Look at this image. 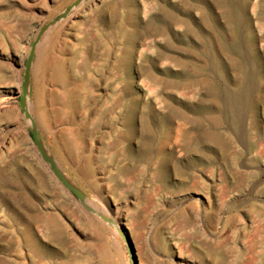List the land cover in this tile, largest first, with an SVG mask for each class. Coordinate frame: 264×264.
I'll return each mask as SVG.
<instances>
[{"label":"rangeland","instance_id":"374dc122","mask_svg":"<svg viewBox=\"0 0 264 264\" xmlns=\"http://www.w3.org/2000/svg\"><path fill=\"white\" fill-rule=\"evenodd\" d=\"M112 2L114 10L103 11ZM160 13L168 19L150 21ZM112 14L113 23L101 21ZM125 34L133 53L118 68ZM90 42L98 50L87 60ZM32 49L25 110L34 124L20 106ZM233 92L237 104L227 102ZM119 99L132 107L133 153L147 127L150 153L176 164L168 184L155 179L154 167L109 178L112 152L127 163L129 142L109 107ZM72 124L81 134L71 136L80 173L63 167L47 133L49 125L59 132ZM205 133L219 141L199 143ZM175 138L186 142L182 155ZM88 156L93 164L82 161ZM54 159L83 199L54 178ZM25 160L46 177V190ZM0 185L11 213L32 218L31 232L54 251L34 264H210L204 252L224 264H264V0H0ZM9 223L0 221V234Z\"/></svg>","mask_w":264,"mask_h":264},{"label":"bare ground","instance_id":"6f19581e","mask_svg":"<svg viewBox=\"0 0 264 264\" xmlns=\"http://www.w3.org/2000/svg\"><path fill=\"white\" fill-rule=\"evenodd\" d=\"M100 1V0H97ZM118 3H128L131 0H117ZM141 2H143V0H140ZM139 2V1H137ZM136 2V3H137ZM205 2V1H204ZM140 3V2H139ZM210 3V2H208ZM136 6V4H134ZM213 5V4H212ZM116 3L112 2L110 4H107L105 6H103V11L107 12L110 11L112 12L114 10V8L116 7ZM150 6V5H149ZM152 6V5H151ZM214 6V5H213ZM132 8V6H130ZM142 7V6H141ZM146 5L143 4V11L144 13H146ZM148 7V6H147ZM217 8V7H216ZM119 8L117 7V10ZM152 9V8H151ZM215 9V8H213ZM124 10V8H123ZM142 10V9H141ZM134 11V10H133ZM152 11V10H151ZM188 11V10H186ZM102 12V11H101ZM115 12L117 13L118 11L115 10ZM128 12V11H127ZM148 12V11H147ZM114 13V12H113ZM138 13H140L138 11ZM135 14V13H134ZM184 14V13H183ZM95 15V14H94ZM110 15V14H109ZM113 15V14H112ZM129 15V13H128ZM133 15V13H132ZM145 18L149 17V15L144 14ZM191 15V14H190ZM193 15V13H192ZM107 17L106 15H102L101 17V21L102 22H106L108 24H110L112 22V20H114V15L108 17L109 21L106 20ZM117 17V16H116ZM130 17V16H129ZM202 18V17H200ZM158 19H168V17L163 14L160 13L158 15H156L155 17L150 18L151 22H155ZM194 19V18H193ZM100 21V22H101ZM170 21V20H169ZM197 21V20H196ZM203 21V20H202ZM114 22V21H113ZM112 22V23H113ZM128 22V21H127ZM199 23V22H197ZM107 24V25H108ZM173 24V23H172ZM195 24V23H194ZM105 25V24H104ZM106 25V27H108ZM148 28V27H147ZM152 28V27H151ZM155 29V28H154ZM198 29V28H197ZM177 31H182V27L178 26L176 27ZM149 32V31H148ZM146 33V32H145ZM205 33V32H204ZM130 34V33H129ZM129 34H125L124 37V43L127 45V47L125 49H123V53L122 56L117 60V67L118 68H124L128 65L129 60L131 59V55L133 53L132 48L129 46L130 40V35ZM152 35V34H151ZM258 36V35H257ZM134 37V34H133ZM260 37V35H259ZM134 41V40H133ZM144 44V43H143ZM124 45V44H123ZM74 50L81 48V45H73ZM84 51L82 52L84 55V58H86L87 60L89 58H96V54H97V45L94 42H90L87 43L83 46ZM142 50V49H141ZM146 50V48L144 49ZM120 51V52H121ZM143 51V50H142ZM140 51V52H142ZM100 53V52H99ZM82 55V56H83ZM87 63V62H86ZM87 66V64H86ZM77 70V69H76ZM122 70V69H121ZM51 78V77H50ZM143 82V81H141ZM144 83V82H143ZM139 86V85H138ZM140 88V87H139ZM122 93V92H121ZM82 96V95H81ZM152 96V95H151ZM83 97V96H82ZM118 97V96H117ZM65 98V97H64ZM84 98V97H83ZM240 97L236 94V93H232L228 95V100L227 102L230 104H237V102L239 101ZM83 100V99H82ZM51 102V101H50ZM114 102V101H113ZM123 103V101H122ZM121 103V99H119L118 101H116L115 104H112L110 107V111L113 114V121H115V125L116 124H121L123 126V130L120 132V137L122 139H126L128 140L129 144L126 147V153L125 156L127 157V163L125 165H122L120 161H116L114 160V156H116V153L112 152L110 156V161L109 164L111 163L112 165V171H110V175L109 178L114 181L117 182L118 181V175L115 172H119L122 169L124 170L125 173L129 174V173H133L134 171H136L137 169H140L144 172L152 169L151 167L155 168V179L162 185H166L168 184L166 179L168 177V173L170 170H176V164H169L168 159L166 158V156L162 155L163 152H161L160 156H155L152 153H150V148L148 145V139L145 137V134H147L148 128L146 127L145 129L143 128L141 131V137L139 138L138 141V147H139V151L137 152V154H134L133 152V148H132V143L130 139H133L135 136V132L132 130V126H131V121H130V114L132 113V107L131 105L129 106H125L124 104ZM224 104V103H223ZM51 108V107H50ZM81 108V107H80ZM107 108V107H105ZM125 108V109H124ZM57 109V108H56ZM83 109V108H82ZM51 110V109H50ZM68 111V110H67ZM49 112V111H48ZM80 110L77 112L79 113ZM124 112V113H123ZM92 111H88V117H90L91 121H96L98 119V116L96 114H93ZM139 114V113H138ZM141 114V113H140ZM141 117V116H140ZM149 117V116H148ZM47 118V117H46ZM122 118V119H121ZM142 118V117H141ZM206 118V117H205ZM120 119L122 120L121 122ZM47 120V119H46ZM48 121V120H47ZM140 123V122H139ZM85 124V123H83ZM75 124H72L71 127H65L62 128V130L56 131L55 129H53L51 127V125H49V127L47 128V133L50 135L51 137V142L53 144V147L55 149V151L61 156L62 160H63V167L70 169L71 170V166L74 167V172H82V166L79 167H75V165L77 164L76 162H78L80 159L77 155V140L71 136H73L74 131H76V135L79 136V138L81 137L80 134V130H79V126L76 127V130L74 128ZM120 126V125H119ZM140 126V125H139ZM185 125L179 123L178 129L177 131H182V129L184 128ZM93 127V125H92ZM91 127V128H92ZM138 127V126H137ZM94 128V127H93ZM103 128V127H102ZM153 128V127H152ZM214 129V128H213ZM144 136V137H143ZM140 137V136H139ZM102 140V139H101ZM214 141V142H218V138L215 135H211V134H204L202 139L199 141V143L205 144L206 141ZM174 144L176 145L174 150L177 153H182L184 152V144L186 143L185 140L180 139V138H175L174 139ZM171 143V140H167V142L163 143V146L161 147V150H165L164 147ZM173 145V144H172ZM93 147V146H92ZM220 148L221 150L225 151V147L220 144ZM90 150V149H89ZM154 151V150H153ZM109 152V151H108ZM107 152V154H109ZM97 153V152H96ZM136 153V152H135ZM108 156V155H107ZM112 156V157H111ZM199 158V157H198ZM33 160V159H32ZM85 160H87L85 162ZM85 163H89V164H93L94 162L92 161V158L90 156L84 158L82 160ZM188 161V160H187ZM25 166L30 170L31 172V177L32 179L36 182L37 187L42 189V190H46L47 189V182H46V177L39 172L38 170H36L34 168V166L28 161H22ZM93 162V163H92ZM98 162H99V167H102V169H106L107 166L105 165L104 159L103 158H98ZM183 162V161H182ZM181 162V163H182ZM54 166H58V164L60 165L61 162L58 160L56 161L55 159L53 160ZM20 164V163H19ZM187 164V163H186ZM61 166V165H60ZM25 167V168H26ZM16 168V167H15ZM49 168V167H48ZM109 168V167H108ZM23 169V168H22ZM27 169V170H28ZM12 172H15V169H11ZM50 170V168L48 169ZM69 170V171H70ZM24 171V170H23ZM51 173L53 174L52 170H50ZM66 171V170H65ZM29 172V171H28ZM27 172V173H28ZM22 173V172H21ZM171 173V172H170ZM26 174V173H25ZM69 174V173H68ZM50 175V172H49ZM27 176V175H26ZM54 178L56 179L55 175L53 174ZM172 176V175H171ZM131 177V176H130ZM52 178V176H51ZM76 178V177H75ZM236 178V177H235ZM234 178V179H235ZM80 179V178H79ZM78 179V180H79ZM231 179V177H230ZM81 180V179H80ZM131 180V178L129 179ZM129 180H127L129 182ZM54 181V180H53ZM125 181V180H124ZM228 182V181H227ZM10 183L12 184H16L15 179L10 178ZM230 188H234V185H229ZM237 186V185H236ZM160 187V186H159ZM162 187V186H161ZM238 187V186H237ZM194 188V187H193ZM128 190V188H127ZM130 190V189H129ZM189 190V189H188ZM233 190V189H232ZM235 190V189H234ZM41 191V190H40ZM39 191V192H40ZM228 192H229V188H228ZM42 195V194H41ZM47 195V194H46ZM45 195V196H46ZM191 195V194H190ZM43 196V195H42ZM47 197V196H46ZM210 200V199H208ZM235 202V201H234ZM238 202V201H237ZM209 207H212V202L208 201ZM10 205V203H9ZM8 205V201L5 198V195L3 193V187L0 185V221H4V220H8L10 219L11 224L9 223V227L11 228L10 231H3V233L0 234V264H10L8 262L12 261L15 262L16 264H27V260L28 262H31L32 264H34L36 262V260H39L38 262L45 260L47 258H54L53 256V252L49 251V250H45L40 243L38 242L35 234L33 232H31L30 230V225L32 224V218L29 219H25L22 217V215H16L11 213L10 207ZM46 205V204H45ZM235 205V204H234ZM44 208V207H43ZM33 211V210H32ZM31 211V213H32ZM26 225V229H22V226ZM4 227V226H3ZM6 228V227H5ZM35 228V227H34ZM42 229V228H40ZM17 230H21V233H16ZM27 230V231H26ZM24 231V232H23ZM41 232V231H40ZM37 233V232H36ZM37 235V234H36ZM39 237V236H37ZM200 240V239H198ZM15 242L16 246L14 247L12 245V243ZM205 244V243H204ZM207 245V242H206ZM53 246V245H52ZM198 247V246H197ZM196 247V248H197ZM57 249V248H56ZM200 249V247L198 248ZM209 250V249H208ZM205 251V250H203ZM210 251V250H209ZM14 252V254H13ZM2 253H4V255H1ZM17 255H16V254ZM57 253V252H56ZM62 253V252H61ZM204 254L208 257L211 258V263L210 264H224L223 260L216 256L215 253H205ZM14 255H16V259L19 260H15ZM60 256V255H59ZM225 257V256H224ZM37 262V263H38ZM44 262V261H42ZM245 263V262H244ZM139 264H147L145 262H140ZM245 264H250V262L245 263Z\"/></svg>","mask_w":264,"mask_h":264},{"label":"water","instance_id":"95a60500","mask_svg":"<svg viewBox=\"0 0 264 264\" xmlns=\"http://www.w3.org/2000/svg\"><path fill=\"white\" fill-rule=\"evenodd\" d=\"M34 55V50L32 49L28 58V62H27V66L25 68V75H24V83H23V93L20 97V106L21 108L24 110L25 116L26 118L30 119L32 121V123L34 124V121L31 119V116L29 115V113L25 110V106H26V95L28 92V80H29V74H30V63L31 60L33 58ZM32 138L34 140V142L36 143V146L38 148V151L40 152L41 156L43 157V159L47 162L50 163V158L47 156L46 152L44 151V148L42 146V144L39 142L38 137H37V132L35 129L32 130ZM51 170L53 172V174L55 175V177L58 179V181L64 185L69 191H71L77 198L79 199H83V194L80 193L74 186H72L61 174V172L58 170L57 167L55 166H51Z\"/></svg>","mask_w":264,"mask_h":264}]
</instances>
